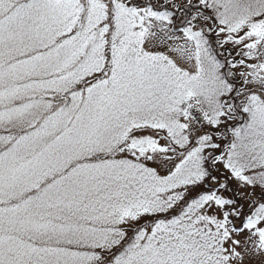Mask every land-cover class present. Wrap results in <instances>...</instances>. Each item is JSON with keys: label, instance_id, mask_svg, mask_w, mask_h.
Masks as SVG:
<instances>
[{"label": "snow or ice", "instance_id": "6c2138e0", "mask_svg": "<svg viewBox=\"0 0 264 264\" xmlns=\"http://www.w3.org/2000/svg\"><path fill=\"white\" fill-rule=\"evenodd\" d=\"M0 264H264V0H0Z\"/></svg>", "mask_w": 264, "mask_h": 264}]
</instances>
